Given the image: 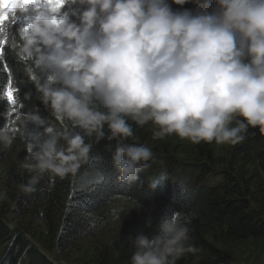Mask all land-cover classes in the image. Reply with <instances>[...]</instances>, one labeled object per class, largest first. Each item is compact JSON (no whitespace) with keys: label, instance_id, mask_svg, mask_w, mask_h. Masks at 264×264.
I'll return each mask as SVG.
<instances>
[{"label":"clouds","instance_id":"1","mask_svg":"<svg viewBox=\"0 0 264 264\" xmlns=\"http://www.w3.org/2000/svg\"><path fill=\"white\" fill-rule=\"evenodd\" d=\"M186 4L195 8L173 7ZM8 51L57 122L46 126L38 110L17 117L30 146L22 193L101 159L93 148L104 139L116 141L117 181L139 182L155 155L127 143L133 123L156 126L154 140L175 134L197 145L236 146L250 128L264 135V0H0V61ZM16 139L0 127V147ZM165 180L162 172L148 189ZM189 223L179 213L147 217L152 234L129 236L131 264L195 254Z\"/></svg>","mask_w":264,"mask_h":264},{"label":"trees","instance_id":"2","mask_svg":"<svg viewBox=\"0 0 264 264\" xmlns=\"http://www.w3.org/2000/svg\"><path fill=\"white\" fill-rule=\"evenodd\" d=\"M174 8L194 9L195 5H173ZM21 65L10 51L6 58L0 61V127L6 126L8 106L4 93L10 81L17 89V98L22 112L37 111L50 126V120L42 112L40 95L34 83L22 80ZM26 93H31V98H26ZM40 106V107H39ZM130 123H132L130 121ZM34 127V126H30ZM141 126L133 123V138L127 143L139 144L136 133ZM80 131L79 129H76ZM107 131V127H105ZM116 141L102 140L94 144V155L101 159L94 160L91 164L83 166L75 175L69 174L64 179L47 175L41 179L32 193H22L17 189L19 183H26L28 173L20 174L19 165L10 169L8 173V188L13 199L19 201L18 206L30 208L36 202L55 197V200L64 213L61 217L64 230L61 231L63 241L75 238L85 231L90 223V215L103 210L116 196H123L142 205L153 217L154 221L162 215L170 216L179 213L190 218L189 229L192 243L198 251L188 254L180 259L177 264H186L189 259H202L204 264H229L232 254L219 248L208 240L201 231V227H215L222 229L226 239L233 242L248 239L264 240V211L255 208L248 199L245 191L234 183L233 177L227 172H217L212 179L215 183H205L207 169H201L200 174L193 179L184 177V170L177 175L173 166L165 164L162 169L153 175L151 166L140 173L141 180L128 185L117 181L118 173L112 167V153ZM199 148L203 156H211L210 144L201 143ZM237 152L242 155L252 156L264 173V135L258 129H249L247 139L238 144ZM8 149L0 147V160ZM166 172L167 180L162 181L155 191L148 189L150 179ZM243 190V191H242ZM21 204V205H20ZM148 231V228H147ZM144 231H128V236H136ZM153 229L150 230L152 234ZM5 248V249H4ZM7 251L0 259V264H53L48 260L22 233H12L11 229L0 219V250Z\"/></svg>","mask_w":264,"mask_h":264},{"label":"rangeland","instance_id":"3","mask_svg":"<svg viewBox=\"0 0 264 264\" xmlns=\"http://www.w3.org/2000/svg\"><path fill=\"white\" fill-rule=\"evenodd\" d=\"M20 72L22 80L29 82L22 66ZM9 92L12 93V99L9 98ZM4 98L8 106L6 127L17 134V139L0 160V190L6 189L9 196L7 201H0L2 222L6 225V222L14 223L12 233H22L53 264H131V256L136 249L129 239L128 231L146 230L144 233L150 234L151 230L145 226V220L149 217L147 210L133 200L123 196L114 197L103 210L90 215V223L83 233L65 241L61 239L64 209L57 204L55 197L36 202L30 208L18 206L19 201L13 199L8 188V173L29 155L30 146L19 139L21 125L17 117L22 111L12 81L5 89ZM40 106L50 124H56L51 109L43 103ZM157 130L156 126L149 123L136 133V141L150 147L155 155V159L149 162V167L157 166L152 170L153 175L165 164L172 165L177 175L184 170L186 179L197 177L199 171L206 168L208 174L203 180L213 184L216 181L212 179L215 173L227 172L233 177L234 183L245 191L252 205L264 211V173L252 156L237 152V145H216L214 142L210 144L211 156H203L199 144L180 139L175 134L154 140L152 133ZM201 231L216 246L232 254L229 264H264V240L233 242L226 239L222 229L204 226ZM4 249L0 250V259L7 252ZM202 261L193 258L186 264H204Z\"/></svg>","mask_w":264,"mask_h":264},{"label":"snow or ice","instance_id":"4","mask_svg":"<svg viewBox=\"0 0 264 264\" xmlns=\"http://www.w3.org/2000/svg\"><path fill=\"white\" fill-rule=\"evenodd\" d=\"M9 98L12 99V93L11 92H9Z\"/></svg>","mask_w":264,"mask_h":264}]
</instances>
